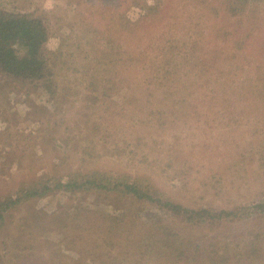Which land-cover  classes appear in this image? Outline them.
I'll use <instances>...</instances> for the list:
<instances>
[{
  "label": "rangeland",
  "instance_id": "1",
  "mask_svg": "<svg viewBox=\"0 0 264 264\" xmlns=\"http://www.w3.org/2000/svg\"><path fill=\"white\" fill-rule=\"evenodd\" d=\"M139 1L115 0L119 8L110 13L122 22L134 20L143 13L134 3ZM74 3L0 0V9L7 12L42 15L49 26L44 47L48 53L63 52L50 57L57 84L54 96L33 85L16 89L0 79V201L23 196L25 188L40 179L49 185L47 193L20 203L0 224V264H32L35 253L49 259L48 264L53 260L73 264L60 255L76 258L79 244L69 243L74 250L69 249L64 237L102 238V215L125 217L116 226L137 239L146 228L168 224L179 234L172 244L180 250L194 252L190 248L197 240L238 258L234 248L245 253L253 238L249 232L264 230L263 208L256 212L251 207L264 202V0H173L170 17L159 27L157 49L145 52L144 62L149 69L165 71L170 69L165 68L166 61L184 45L194 46L195 54L188 69L177 65L181 76L172 83L166 76L159 79L161 72L157 78L150 73L147 79H153L143 84L155 87V93H145L146 87L142 91L134 80L125 83L129 70L125 60L126 67L123 62L117 74L109 76V87L101 83L94 92L85 87L91 58L105 44L92 34L95 17L82 7L76 10ZM98 29L101 33L103 25ZM201 63L206 64L205 73L198 67ZM247 78L257 79L259 96L247 95L250 87L240 89L238 83ZM79 168L137 178L150 199H112L56 188L54 179ZM164 201L237 215L219 219L168 215L163 213ZM28 237L39 238L42 246L33 247ZM31 247L34 253L23 256ZM87 248L83 246L80 255L89 262ZM101 250L105 247L93 252ZM132 256H140V264L148 261L143 255ZM100 258L97 254L94 264H103ZM172 263L180 262L175 258L168 264ZM234 263L250 264L246 259ZM205 264L220 263L206 259Z\"/></svg>",
  "mask_w": 264,
  "mask_h": 264
},
{
  "label": "trees",
  "instance_id": "2",
  "mask_svg": "<svg viewBox=\"0 0 264 264\" xmlns=\"http://www.w3.org/2000/svg\"><path fill=\"white\" fill-rule=\"evenodd\" d=\"M139 10H142V14L137 16L134 20L127 19V21H121L119 16L111 14L112 10H117L119 7L116 6L115 0H111L108 4H105L103 0H75V7L85 9L88 13L95 17L96 22L92 25L95 27L93 35L98 39L99 43L103 42L105 44L104 49L101 47L91 59V66L87 75L85 87L94 92L99 84L105 86L107 83L109 87L111 84V78L109 76L116 75V69L118 66L122 65L124 60L129 61L127 66L129 67L128 76L125 83L134 80L137 85L142 88L146 86L143 83H150L151 79H147L150 73H154L155 77L161 72V79L166 76L165 79L171 80L172 78L181 76L180 67L175 71L178 64L183 63L181 67H187L189 61L195 54L194 46L186 47L184 49H179L178 53H175L174 59H170V62L166 61L165 68H170L169 70H158L155 67L149 69L147 64L144 62L145 52L149 50H156L155 45L159 44V30L162 21L165 22L170 17V10L172 9L173 0H154L152 3H147L146 0H140L138 3L134 2ZM165 5L166 8H162ZM114 20L116 23H114ZM103 25V31L99 33V26ZM48 22L43 18V16L36 15L35 13H10L3 9H0V79L5 81L7 84L13 88H25L27 85H33L42 88L50 96H54L56 93V80L53 78L52 66L54 65L51 61L52 56L59 54L62 55L63 52L60 50L58 53L50 52L46 50L45 43L48 39L49 29ZM97 35H95V34ZM159 48V46H158ZM146 49V51H144ZM96 51V50H95ZM204 49L199 52L202 57L204 54ZM189 53V54H188ZM70 55V54H69ZM58 56V57H59ZM191 56V58H190ZM51 57V58H50ZM174 61V62H173ZM126 67V64L124 62ZM206 64H199L198 67L201 68V72L205 73ZM196 67V66H191ZM240 67V66H238ZM86 68V66L84 67ZM255 69H259V66H255ZM149 70V71H147ZM188 75V70L185 72ZM199 74L198 77H201ZM141 79H143L141 81ZM246 82H239L240 89L244 90L245 87H250L251 91L248 90L246 93L249 96L258 95L259 93V83L257 79L247 78ZM138 80V81H137ZM176 80L180 81L179 78ZM156 82V79H154ZM191 81V80H190ZM189 81V82H190ZM182 84H186L185 80L181 81ZM145 93H155L156 88L144 89ZM104 93V92H103ZM106 94V93H105ZM133 97V95H132ZM99 99L98 96H95ZM109 103V102H108ZM108 106V105H107ZM122 115L121 117H123ZM115 145L116 142H115ZM117 149L116 147L113 150ZM56 181V188L63 191H74V190H85L88 193H92L96 196H106L107 198L117 199V198H136L140 200L141 198H149L147 191H142L141 187L145 186L137 178H132L129 175L125 176L123 174H116L113 171L104 169H87L79 168L73 172L65 175L63 178L54 179ZM31 187H24L25 193L23 196L18 195L15 198L6 197L0 201V224L5 222V216H9V211L14 207L18 206L20 203L26 202V200H31L32 198L40 196L49 191V185L44 180L40 179ZM264 202L254 203L251 207H255V211L262 209L264 212ZM117 208V204H113ZM120 207V206H119ZM249 207V206H248ZM163 213H168V215L177 214H188L187 217L193 215H207L209 218L219 216L231 215L236 216L237 213L233 211H212L206 209L194 210L181 208L180 205L173 202L164 201ZM249 210V209H248ZM90 210H85V214L89 213ZM254 211V212H255ZM252 212V211H248ZM253 215L255 216V213ZM160 214V212L158 213ZM125 216V215H124ZM100 218V225L103 227L102 238L89 237L77 239L71 237H64V241L70 246L69 249L74 250V246L69 243L79 244L77 248L76 258L68 257L67 255L61 253V257L64 260H69L73 264H94L95 259H97V254L100 258V262L103 264H122L126 261V264H140V256L133 257L132 255H143L148 258V261L143 264H168L171 260L175 258L179 259V264H205L206 259H211L212 262H216L217 259L220 264L222 262H228L233 260L241 262L246 259L250 264H264V230L260 231H250L253 234L252 242L249 247H245L243 253V248H234L233 255L238 256V258L229 255V251H224L221 254L216 250H211V246L199 245L197 240L192 244L190 250L194 251L190 253L188 250H180L175 246L172 238L179 235L176 231L172 230V226L168 224L163 225L159 223L154 226V229L146 228L143 233H139L140 238L131 237V233H122L119 226L116 223L121 222L124 218L122 216H108L102 215ZM57 220H61L62 217H56ZM149 218V217H148ZM252 221L257 220L255 217H250ZM106 220L110 225L106 224ZM138 220L143 223L145 222L138 216ZM150 223H154L155 220H149ZM152 221V222H151ZM162 219L157 218V222H162ZM156 222V223H157ZM194 223V222H193ZM97 225H99L97 223ZM128 229V228H127ZM155 230V231H154ZM153 231V232H151ZM117 233V236H115ZM123 234V236H122ZM124 234L128 237L125 238ZM26 235V234H23ZM14 237V236H13ZM102 239V240H101ZM145 240H150L149 243H144ZM27 241H31L33 247L38 243L42 246V241L38 238L37 240L31 237L27 238ZM51 246L52 243L48 242ZM144 243V244H143ZM44 244H47L45 242ZM89 246L87 248L86 254L91 257V260L87 262V258L81 257V248L83 246ZM105 247L102 252H93L98 250L99 247ZM31 247L29 250L24 252L22 255L32 254L35 248ZM203 247V250L199 249ZM210 248V249H209ZM50 249L46 248L45 252L48 253ZM93 252V253H92ZM221 254V255H220ZM245 254V256H244ZM33 255L32 264H48L49 259L44 256ZM212 255V258L208 257ZM58 259L60 257H57ZM85 258V259H84ZM144 258V257H143ZM163 259V260H161ZM161 260V261H159ZM158 261V263H157ZM233 262V264H235ZM53 264H64L62 260H53ZM173 264V263H172Z\"/></svg>",
  "mask_w": 264,
  "mask_h": 264
}]
</instances>
